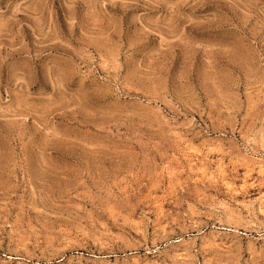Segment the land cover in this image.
Masks as SVG:
<instances>
[{"label": "rangeland", "instance_id": "1", "mask_svg": "<svg viewBox=\"0 0 264 264\" xmlns=\"http://www.w3.org/2000/svg\"><path fill=\"white\" fill-rule=\"evenodd\" d=\"M0 264H264V0H0Z\"/></svg>", "mask_w": 264, "mask_h": 264}]
</instances>
